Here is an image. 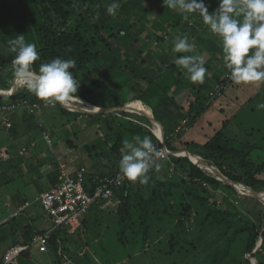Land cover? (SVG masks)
<instances>
[{"label": "rangeland", "instance_id": "obj_1", "mask_svg": "<svg viewBox=\"0 0 264 264\" xmlns=\"http://www.w3.org/2000/svg\"><path fill=\"white\" fill-rule=\"evenodd\" d=\"M112 2L113 0H99L88 11L87 15L90 16L92 22H98L100 26L108 23L115 25V29L124 28L126 33L120 39H116L111 46H106L103 43L101 58L93 64V68L99 70L96 71L97 73L85 74L84 79L88 82L97 79L102 84L108 85L112 90L111 93L118 94L124 102L122 106L133 101H136L131 103L134 105L137 103L148 105L144 100L138 98L141 95L147 96L149 92H152L158 102L160 114L170 124L178 122L180 119L177 115L188 113L191 108H194L195 105L189 106L192 101L191 97L196 95L199 84H192L186 78L185 72L176 66L173 60H168L170 56H179V53L172 52L174 39L178 36L187 35L189 36L188 42L194 44L196 48L194 53L180 54L198 56L210 54L211 62L206 58L204 59L205 62L212 65L209 71H212V75L215 77H223L227 72L223 64L220 42L207 31L198 13L188 15V18L192 20L188 29L176 27V23L171 17L175 11L164 5L163 0H117L120 7L116 10L115 16H110L107 14V6ZM209 2H213V7H218L219 0H205L208 8ZM111 20L114 22L112 23ZM74 22L75 20L71 23ZM202 40L207 46H201ZM211 42L213 45L207 49ZM213 70L217 71L213 72ZM209 71L207 70L205 81L211 82ZM3 79L5 83L0 82V89H2L1 87L6 89L19 84L14 78L13 67L5 71ZM256 86L257 84L251 86L250 84L231 83L225 92L218 97L216 103L206 108L196 122L191 126L189 125L183 135L174 140L177 148H184L182 143L190 140L196 141L197 144L204 143L208 137L222 129L221 123L226 119L229 120V123L222 130L227 136L234 140L244 139L246 141V138H249L264 148V109L258 107L261 103L259 97L250 99L251 93L248 92L252 88L255 89ZM93 97L100 104L97 106L104 109L120 107L108 106L112 100L105 91L94 94ZM56 105L48 108L41 107L35 115L26 117V119L24 113L9 114L14 123L9 130L3 129L4 126L0 125L1 149H9L14 154L18 148L27 145L28 142L37 144L30 148L18 166L14 165L15 162L7 163L4 166L7 172L13 177L16 176L17 179L2 183V173L0 174V212L5 211L6 214H9L14 211L13 208L9 210L5 208L4 210L2 206L5 202L4 197H8L5 196L6 194H13L19 200L24 194L29 195L32 204L36 206L35 212L27 211L30 218H27L25 214H19L2 224L0 227V257L1 252L6 250L13 241L26 236L25 229L20 227L19 223H25L30 219L32 226L37 230H47L53 226L52 221L37 201V197L40 193L39 186L48 188L51 185L49 174L58 169L57 158L60 154L62 160L67 162L71 169H74L78 164H83L91 170H98V172L108 171L112 164L109 159L112 154L111 147L116 142L119 132L126 126L132 124L144 126L157 137H162V130L159 126L148 120L142 113L131 109H113L104 112L126 121L124 125L117 121L108 127L104 121L98 118L93 119L87 115L77 118L71 116V119L67 120L65 115L59 113V108ZM148 106L151 108L149 115L156 120L153 108ZM74 107L84 108L79 105ZM252 107L254 112H252ZM220 109H224V112H220ZM247 119L255 122L253 128H251L252 125L246 123ZM1 121L3 119L0 118ZM210 121L212 122L211 126H209ZM45 127L50 129L54 141L53 146H50L42 136ZM157 128L160 129V133L156 131ZM251 131L253 136L248 137ZM145 135L150 137L148 134ZM94 147L102 154L103 160L89 155V150ZM190 149L192 151L197 150L194 147ZM30 161L34 163L32 167L38 165L36 167L38 169L32 173L29 172ZM38 162H41L40 165ZM92 166L95 168L93 169ZM176 173H179L177 177L174 170L168 171V165L163 164L158 176L154 179L159 181L163 178L167 181L166 184L170 182L174 184L173 179H177L176 182H180L182 178L188 180L181 169H178ZM131 184L129 194L138 191L145 197L150 195L148 183L141 184L137 180ZM166 184L156 187L161 196L171 190ZM236 185L237 188H240L238 185L244 188L238 190ZM236 185L234 186L240 194L218 191L217 203L219 207L227 210L228 216L233 218L239 227H245L250 220H254L255 216L242 204V201H246L244 197L250 195L248 193L249 188L242 184ZM179 191L186 195V188L182 186L179 188L174 186L171 194ZM260 193L264 194V189ZM246 202L248 203V199ZM116 204L118 203L95 202L85 215L84 223L76 232H64L62 234L64 240L59 246L60 251L56 253L50 246L44 255L36 253L39 256L36 264H56L59 259L62 260L61 264H207L211 257H215L216 260L219 256H224L221 261L222 264H238L245 254V241L239 238L232 243L229 253L221 255L224 253L227 227L224 224L210 227L209 223H203L205 211L197 200L185 196V202L182 206L177 205L178 202L172 199L167 208L162 207V212L166 211L164 213L166 218L169 215L179 213L186 220L187 231L183 234L187 233L185 236H187L188 242H184V240L179 242L177 236L172 238L170 235L177 229V226L174 227L173 225L177 222L178 217L174 215L176 219L168 227L169 229L161 235L152 234L145 242L148 244L144 245L142 244L143 233L141 229L138 230L137 238L132 237L134 226L127 229L121 236L122 225L119 222L118 205ZM238 210H241L244 215L239 214ZM4 215L0 216V221L5 218ZM176 241L178 243H175ZM215 250H217L216 256L214 255ZM35 251L37 252L35 249L32 250L34 253ZM246 256L249 257L250 254H246ZM251 260L252 262L255 261L254 258ZM216 263L219 264L220 261Z\"/></svg>", "mask_w": 264, "mask_h": 264}, {"label": "trees", "instance_id": "obj_2", "mask_svg": "<svg viewBox=\"0 0 264 264\" xmlns=\"http://www.w3.org/2000/svg\"><path fill=\"white\" fill-rule=\"evenodd\" d=\"M98 2L99 0H0V82L5 83L3 74L6 70L13 67L12 61L15 54L9 51L10 45L8 42L15 39L18 35H24L26 42L36 44L37 51L40 56V58L32 65L33 71L38 72L41 64L48 63L51 59L56 57L66 60H75L76 67L74 69H70V71L73 73L74 79L77 81L79 87L77 93L72 96H81L92 104L100 105L93 96L94 94H99L100 92L105 91L112 100L111 104L108 106H122L124 102L119 98L118 94L111 93L112 90L108 85H105L104 83L102 84L97 79L89 82L84 79L85 74L97 73L96 71L99 70L98 68H93V64L101 58L103 43H105L106 46H111L116 39H120L126 33L124 28L115 29V25L113 26L108 23L100 26L98 22L91 21L90 16L87 15V13ZM212 3L213 2L208 3V10L210 13L217 7H213ZM171 17L172 20L175 21L176 27H184L188 29L192 23L191 18L185 20L179 12L177 13V11H175ZM74 20L75 22L72 24L71 22ZM111 21L112 23L114 22L113 20ZM213 43L211 42V45L209 44L207 49L210 48ZM201 46H207L205 45L204 40H202ZM179 55L183 54L179 53ZM203 57L209 61L212 59L210 54H206ZM168 60H174V57L170 56L168 57ZM205 67L209 71L212 68V65L205 62ZM215 71L217 70H213V72ZM100 73H102V71H100ZM208 73L212 81H204L203 84H199L197 93L191 97L192 101L189 106L192 107L195 105L194 108H191V111L188 113L181 112L182 114L177 115L180 120L178 122H174V124H170V122L160 114V108L157 104L158 102L154 93L149 92L147 96L141 95L138 99L144 100L153 108L156 121L165 131V142L169 149L172 151L188 150L189 152L197 153L211 165L216 166L233 183L243 184L248 188L261 192L262 189H264V148H262L261 145H257L256 142H252V139L250 140L249 138V140L246 138L245 141L244 139L234 140L232 137L227 136L222 129L229 123L228 119L222 121V129L217 130L215 134L208 137V139L202 144H197L196 141L193 140L185 141L182 143L185 147L178 149L177 145L174 143V140L181 137L184 133V131L178 133L175 132L176 127L181 123V121L183 119H187L190 126L191 124H194L197 118H199V115H201L206 108L216 103L217 98L211 99V93L215 90V85L218 83L225 84L229 81V78L226 77L228 70L225 72L223 77L213 76L212 71H209ZM231 83H233V81L230 80L229 86ZM1 88L4 89L3 87ZM225 90L223 92H225ZM9 101L16 103L20 102L21 106L7 114L8 119L12 122L10 127H7L4 120L0 122V125L4 126L3 129L6 130L11 129L14 124L11 117H9V114L24 113V117L26 119V117L35 115L41 107H53L51 104L46 105L43 100L38 99L33 93L28 91L26 87L20 88L12 95H8L0 90V103ZM24 101H27L28 103L24 104ZM34 103H38V106L34 107ZM66 105L71 107L77 106L72 101L67 102ZM56 106L59 108V113L65 115L67 120H70L71 116L77 118L79 116L87 115L93 119L98 118L99 120L104 121L108 127L112 126L113 122L118 121L121 122L122 125L126 122L120 117L110 113H83L70 110L59 102H57ZM108 106L105 105V107ZM182 110L184 111V109ZM219 111L224 112V109H220ZM200 118L202 119V116H200ZM246 123L252 125L251 128H253V125L255 124L254 121H249L248 119ZM211 125L212 122L210 121L209 126ZM49 130L50 129L47 127L44 128V131L50 133ZM144 134L150 135L154 145L160 142L159 138L147 127L132 124L131 126H126L117 135L118 137L116 142L111 147L112 154L109 159L112 164L110 165L108 171L98 172V170L94 169L95 165L92 166L95 171L87 168L83 164H78L75 168L85 166L89 169L86 175L88 183L91 182L90 177L95 174L115 175L119 172L118 161L121 158L120 150L122 148V141L124 139H131L137 135L143 138ZM250 136H253L252 131L248 134V137ZM32 143L28 142L27 145H22L18 148V150H16V152H14V154L9 149H6L11 153V158L7 161V163L10 164L15 162L14 165L18 166V164L24 160L25 155H27L30 148L34 147L36 144L32 145ZM23 147H26V151L22 154L20 151ZM192 147L197 150L192 151L190 149ZM89 151V155L93 158L99 157L103 160V156L100 152H98L97 148L94 147ZM106 162H108V160H106ZM158 162L161 165L167 164L168 171L170 169L174 170L176 177L179 175V173H176L177 170L181 169L186 174V177H188V180L182 178L180 182H176L177 179H173L174 184L173 182L166 184L167 181L163 178H160L161 180L159 181L154 179V177L156 178L158 176L159 170L150 171L148 174L150 177L148 187L150 188L151 193L147 197H145L144 194H140L138 191L131 192L129 194L128 192L130 191L132 182L127 180L122 186L115 188L114 198L108 203H118L116 205H118L117 213L119 222L122 225L120 231L121 236L127 229L133 228L134 226L132 237L137 238L139 235L138 230L141 229L143 233L142 244H148L145 242L148 241L152 234L157 236L165 233L169 229L168 227L174 222V219H176L175 216L177 215L178 220L173 225L174 227L177 226V229L171 232L170 235L172 238L177 236L179 238V242L183 240L184 242H188L189 240L187 236H185L187 233L183 234V232L187 231L185 226L186 220L182 218L181 214H174L175 216L169 215L166 218L164 216L166 211L162 212V207L167 208V205L172 199H175L176 202H178L177 205L182 206L185 202L186 196L192 200H197L204 208L205 216L203 223H209L210 227L215 225L221 226L222 224L227 227V232L225 233L226 239L224 242L225 246L223 249L224 253L221 254L222 256L225 253H229L232 243L240 238L245 241V254L238 264H253L251 258H255L258 261V264H264L263 200L250 195H246L245 197L242 196L246 199V201L248 199V203L244 200L242 201V204L249 209V212L253 214L255 218L254 220H250V222H248L249 224L245 227H239L234 219L228 216L227 210L219 207L217 203L218 191L222 190L227 191L230 194H240L234 184H228L219 180L216 176L204 171L187 156L171 155L170 158L160 159ZM7 163L0 161V169H3L1 172L2 183L12 182L17 179L16 176H11L7 172V169L4 168ZM40 163L41 162H38L39 165ZM32 164L34 163L30 161V164L28 165L30 173L38 169L36 168L38 165H34V167H32ZM58 175L59 168L49 174V178L51 179L50 186L57 182ZM35 183L37 184V182ZM165 184L171 190L164 196H161L160 192L156 190V187ZM174 186L177 188L181 186L185 187L186 195L180 193V191L172 195L171 191ZM45 189H47L45 186H39L40 192ZM27 199H29V195L24 194L21 200L23 201V204ZM181 201L182 203L180 204ZM35 208V205H29L20 213V215L25 214L27 218H30L28 217L29 214L27 211H31V213L35 212ZM238 213L244 215L241 210H238ZM0 216H2V212H0ZM137 216L138 218H136ZM84 220L85 218L83 219L82 224L84 223ZM19 225L25 229L26 236L13 241L11 245L6 248V250L1 252L0 264H4L6 251L11 246L20 243L27 244L31 241L32 236L35 233L46 231V229H35L32 226L30 219H28L25 223H19ZM64 232L67 231L61 228H56L51 233L49 247L52 246V250L56 253L60 251L59 246L64 240L62 236ZM222 234L224 235V233ZM261 239V246L257 249V251H254ZM175 243L178 242L176 241ZM215 251L214 255L216 256L217 250ZM37 252L43 255L46 253L41 251ZM37 252L35 251V253ZM35 253L30 249L23 252L20 257L19 264H36L39 256L37 254L35 255ZM246 254H250V256L248 257ZM223 257L219 256L216 260L215 257H211V260H209L207 264H217L216 262L218 261H220L219 264H222L221 261ZM61 262L62 260L59 259L56 261V264H61Z\"/></svg>", "mask_w": 264, "mask_h": 264}, {"label": "clouds", "instance_id": "obj_3", "mask_svg": "<svg viewBox=\"0 0 264 264\" xmlns=\"http://www.w3.org/2000/svg\"><path fill=\"white\" fill-rule=\"evenodd\" d=\"M163 2L185 20L189 14H199L207 31L220 42L223 64L231 81L238 85L264 83V0H219L211 13L205 0ZM119 7L117 0H113L107 6V14L115 16ZM188 41L187 35L176 37L172 52L194 53L196 48ZM8 43L9 51L15 54L14 78L38 99L54 106L57 102L66 104L77 93L79 85L70 71L76 67L75 60L56 57L34 72L32 65L40 58L36 44L26 42L24 35ZM173 63L185 72L192 84L204 83L207 68L203 56L179 55ZM258 107L264 109V102ZM120 154L118 168L123 180L147 184L149 172L160 170L161 153L147 135L124 139Z\"/></svg>", "mask_w": 264, "mask_h": 264}, {"label": "built area", "instance_id": "obj_4", "mask_svg": "<svg viewBox=\"0 0 264 264\" xmlns=\"http://www.w3.org/2000/svg\"><path fill=\"white\" fill-rule=\"evenodd\" d=\"M226 77L229 78L228 73ZM230 79L227 83H218L215 85V90L211 93V99H215L223 93V91L229 86ZM20 88H24L21 84L12 86L10 88L3 89L8 95L14 94ZM24 101V104H27ZM23 104V103H22ZM34 107L38 106V103L33 104ZM46 105H48L46 103ZM21 104L16 102H3L0 103V118L6 122L7 127L12 125V122L8 119L7 114L20 107ZM189 122L187 119H183L181 123L176 127L175 132H182L188 129ZM43 137L45 141L50 145H54L52 135L44 131ZM160 142L155 144L156 149L161 153L160 159H168L171 155L180 156L179 151H172L166 145L165 138L158 137ZM35 143H32L34 145ZM26 151V147L21 149L23 154ZM184 156V154H183ZM202 157V156H201ZM11 158V153L8 150L0 148V161H8ZM59 162V175L57 182L51 186L48 190L40 193L38 201L45 212L50 218L53 226L46 231L37 232L32 236V239L27 244H16L11 246L5 254L4 264H19L22 253L26 250H37L41 252H47L49 249L51 233L56 228H61L67 232L74 233L81 226L85 215L89 212L92 205L97 201L111 202L115 195V188L120 187L126 180L121 179L120 172L115 175L111 174H95L91 178V182H87L88 170L85 166L71 169L67 162L62 160V155L58 156ZM202 159L205 160L203 157ZM208 162V161H207ZM201 166L202 164L199 163ZM202 169L209 174L215 176L214 173L209 172L202 166ZM237 186V185H236ZM30 202H26L18 210L12 212L10 216L0 221V226L9 217L18 216Z\"/></svg>", "mask_w": 264, "mask_h": 264}, {"label": "water", "instance_id": "obj_5", "mask_svg": "<svg viewBox=\"0 0 264 264\" xmlns=\"http://www.w3.org/2000/svg\"><path fill=\"white\" fill-rule=\"evenodd\" d=\"M2 92H4L3 89H0ZM5 93V92H4ZM66 108L70 109V110H74V111H79V112H83V113H100V112H108V111H112L113 109H128V105H124V106H120V107H116V108H112V109H102V110H90V109H84V108H77V107H74V108H71V106H68L66 104H63ZM149 120H151L155 125L159 126L162 130V138H165V131L164 129L162 128V126L154 119L152 118L150 115H149V112L146 111L145 114H144ZM186 152H188L189 154H184L186 155L187 157L190 158L191 161H193L195 164H197L199 167L202 168V166L194 161L191 156H190V152L188 150H184ZM203 165L207 166V167H212L213 170H214V174L215 176L219 179V180H222L224 181L225 183H228V184H233V182L227 177L225 176L216 166L214 165H211L209 162H205L203 163ZM236 185V183L234 184ZM243 185V184H242ZM237 188V186H236ZM238 190H240V188H237ZM248 193L253 196V197H256V198H259L261 200L264 201V194L258 192V191H255L254 189L252 188H249V191ZM262 244V239L259 241V243L257 244L256 248L254 249V251H257V249H259V247L261 246ZM253 251V252H254ZM255 261H253V264H258V261L254 258Z\"/></svg>", "mask_w": 264, "mask_h": 264}, {"label": "bare ground", "instance_id": "obj_6", "mask_svg": "<svg viewBox=\"0 0 264 264\" xmlns=\"http://www.w3.org/2000/svg\"><path fill=\"white\" fill-rule=\"evenodd\" d=\"M70 101L74 102L76 105H79L80 107H84V108L90 109V110H102V109H104L103 107H100V106H97L95 104H92L91 102L87 101L86 99H84L81 96H72L71 99L68 102H70ZM134 102H136V101H134ZM131 103H133V102H131ZM131 103L128 104V109H131V110H133L135 112H140V113H142V115H144L146 111H148V112L151 111V109L149 108L148 105H145L143 103H137V105H134V104H131ZM156 131L158 133L161 132L160 129H158V128L156 129ZM179 154L183 155V154H189V153L184 151V150H181L179 152ZM190 156H191V158L194 161H196L198 163H201L202 166H204V168L206 170H208L211 173L214 172L212 167H207V166L203 165V163H205L206 161H204L200 155H198L197 153L190 152ZM238 186H240L241 189L244 188L241 185H238Z\"/></svg>", "mask_w": 264, "mask_h": 264}, {"label": "crops", "instance_id": "obj_7", "mask_svg": "<svg viewBox=\"0 0 264 264\" xmlns=\"http://www.w3.org/2000/svg\"><path fill=\"white\" fill-rule=\"evenodd\" d=\"M247 85H249V84H247ZM251 86H253V84H250ZM248 92H250L251 93V97H250V99H254V98H256L257 96L259 97V99L261 100V102H263V100H264V83H261V84H259V85H257L256 86V88L255 89H253L252 88V90L251 91H248ZM150 108V107H149ZM151 109V108H150ZM255 110H254V108L252 107V112H254ZM249 121H251V120H249ZM4 149V148H3ZM6 150V149H5ZM180 152V151H179ZM4 162H6L7 163V161H4ZM3 171V169H0V173ZM53 186V185H52ZM51 186H49L47 189H45V190H48L49 188H50ZM45 190H43V191H45ZM42 191V192H43ZM41 193V192H40ZM40 193H39V195H40ZM5 196H8V197H4V199H5V202L3 203V207H4V210H5V208L7 209V210H9L10 208H13L14 209V211H16V210H18L20 207H22L26 202H30V205H32V202H31V200L30 199H27L26 200V202L23 204V201H21L22 200V197L20 198L21 200H19V199H17L15 196H13V194H6ZM39 197V196H38ZM38 197H37V199H38ZM38 201V200H37ZM39 202V201H38ZM3 210V211H4ZM14 211H12V212H14ZM12 212H10L9 214H6V212L4 211V212H2V215L3 214H5L3 217H5V218H7L8 217V215L10 216V214L12 213ZM10 218H12V217H9V219ZM38 253V252H37ZM35 255H36V253H35ZM50 264H54V263H50Z\"/></svg>", "mask_w": 264, "mask_h": 264}]
</instances>
